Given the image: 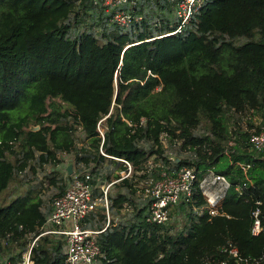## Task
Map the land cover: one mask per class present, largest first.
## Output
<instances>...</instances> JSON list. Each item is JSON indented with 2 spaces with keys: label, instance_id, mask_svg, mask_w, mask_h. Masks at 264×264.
<instances>
[{
  "label": "trees",
  "instance_id": "trees-1",
  "mask_svg": "<svg viewBox=\"0 0 264 264\" xmlns=\"http://www.w3.org/2000/svg\"><path fill=\"white\" fill-rule=\"evenodd\" d=\"M177 1L124 3L119 8L140 17L125 27L110 20L115 8L101 0H0V196L31 163L52 171L59 153L73 155L78 174L113 163L108 179L121 177L124 159L131 172L114 185L123 192L108 194V211L133 204L135 216L98 234L100 264H219L227 242L248 264H260L264 222L258 235L251 226L255 207L264 214V151L248 137L264 126V0H199L173 32ZM253 112L259 125L243 126ZM163 138L179 143L177 161ZM153 155L164 165L152 181L181 166L225 176L230 188L219 213L209 214L195 189L169 209L167 223L146 222L147 183L138 189L131 177H148ZM66 175L52 178L55 196ZM140 190L146 203L137 207ZM181 210L187 216L176 228L172 218ZM46 218L29 191L0 203V254L19 255L34 241L33 264H63L65 238L43 234ZM105 219L103 207L90 223L102 229Z\"/></svg>",
  "mask_w": 264,
  "mask_h": 264
},
{
  "label": "built area",
  "instance_id": "built-area-1",
  "mask_svg": "<svg viewBox=\"0 0 264 264\" xmlns=\"http://www.w3.org/2000/svg\"><path fill=\"white\" fill-rule=\"evenodd\" d=\"M103 6L115 8L111 21L120 26L127 27L132 21L139 20L130 11L119 8L124 3H134V0H101ZM96 2V1H95ZM199 0H178L176 4V17L179 24L175 30L180 31L182 26L188 23L191 15L196 10ZM97 129L103 138V131L99 123ZM231 143V142H230ZM249 145L256 151H264V126L258 131H252L248 137ZM100 152L106 155L100 148ZM127 169L121 173V177L130 175L131 164L121 159ZM71 179L64 191L53 197L51 210L46 218L48 224L43 234L63 235L65 238L63 264H99L102 255L97 237L105 229H93L86 227L83 223L89 212L96 210L97 205L102 204L106 218H109L108 191L113 182L101 184V195L97 198L92 196V175L85 171L81 174H70ZM119 178V179H120ZM230 188L229 180L216 173L212 168L197 171L192 167L181 166L174 173L162 170L160 178L150 180L142 187L143 195L147 198V211L145 221L148 223H167L169 220V209L182 199H189L194 190L197 189L205 199L208 213L217 214L218 207ZM201 211V210H200ZM253 223L252 235H258L262 230L264 214L260 207L252 210ZM34 242V241H33ZM29 244L21 254L15 252L0 254V264H33L31 259V247ZM227 257L219 264H248L249 258L242 256L238 248L230 242L221 247ZM260 264H264V257L260 258Z\"/></svg>",
  "mask_w": 264,
  "mask_h": 264
},
{
  "label": "rangeland",
  "instance_id": "rangeland-1",
  "mask_svg": "<svg viewBox=\"0 0 264 264\" xmlns=\"http://www.w3.org/2000/svg\"><path fill=\"white\" fill-rule=\"evenodd\" d=\"M108 29H112L113 26L110 24L107 25ZM100 38V37H99ZM103 39H101L102 41ZM58 101V99H57ZM59 105L61 104L60 102L58 103ZM58 105V106H59ZM66 106V105H65ZM62 107V106H61ZM60 107V108H61ZM243 126H247L248 123L251 125H259L260 122V114L253 112L249 120H246V118H243ZM78 129V128H77ZM80 138H82V134L80 129H78L75 132V140L79 143ZM163 145L165 147L166 152L170 155V159L177 161V157L182 156L183 152H178V146L179 143H168V141L163 138ZM181 153V154H180ZM63 154V153H61ZM179 154V156H177ZM10 158H14L12 155H9ZM35 164V165H33ZM33 165V168L31 169L30 167H27L25 172L21 174L20 176L17 175L14 181H12L9 184V187L1 193L0 196V203L7 202L9 199L13 198L17 194H24L25 192L29 191L31 195L37 196L38 198L41 199L42 201V209L46 210L47 207L50 206L51 200L53 196L56 195L58 189L57 186L59 185V182L54 184L52 182V178L55 179V181L61 179V176L63 177V180H68V176L66 175L67 173L62 170L60 172H55V171H49V166L48 168H43L37 165L36 163H31ZM164 165V162L161 158V155H153L151 156L148 161L146 162V168H148V174L149 176L146 178H141V177H136L137 182L140 181V185L138 186V189L142 187L145 183L150 181L151 179L155 178L157 176L158 168L160 166ZM35 166V170H34ZM80 170H78L79 172ZM70 175V174H68ZM134 201L136 203L137 207H140L146 203V198L142 195L141 190L137 191L136 195L134 196ZM134 205L133 204H125L120 210V214H118V220H116L117 225L120 224H128L131 222L133 217L135 216V211L133 210ZM102 209V208H101ZM100 211V209H99ZM100 213V212H99ZM111 217H113V214H111ZM99 215H97L98 217ZM186 212L184 211H179L178 215L173 216V220L175 219V223L177 224L176 228H181L182 225L184 224V221L186 219ZM91 217V216H90ZM172 220V222H173ZM90 221V220H89ZM99 264H100V259H99Z\"/></svg>",
  "mask_w": 264,
  "mask_h": 264
},
{
  "label": "crops",
  "instance_id": "crops-1",
  "mask_svg": "<svg viewBox=\"0 0 264 264\" xmlns=\"http://www.w3.org/2000/svg\"><path fill=\"white\" fill-rule=\"evenodd\" d=\"M78 146L81 145V143H77ZM59 157L61 158V162L59 163V165L56 166V168H52L51 170L52 171H55V172H60L62 170H65V166L69 163H72V168H73V172H75V166L73 165V155L72 154H67V153H59ZM114 164L111 163L109 161H104L102 164L100 165H91L83 170H80L79 174H81L82 172H85V171H88L90 172V174L92 175V196L97 198L101 195V189H100V185L101 184H107L109 182H113L111 185H110V188H109V191H108V194L110 196H115L116 195V192L119 190L116 188V186L114 187L115 183L120 180L119 178L118 179H113V177H110L109 179L106 177L105 175V172L107 169L109 170H115V172H117V167L113 166ZM62 169V170H61ZM127 169V168H126ZM126 169H123V170H119L118 173L121 175L122 172H124ZM93 171V172H92ZM112 178V179H111ZM132 178V182H134V185H137L139 186L140 185V181L137 182V178L136 177H131ZM130 178V179H131ZM125 188H120L119 191H124ZM52 201V200H51ZM126 204V203H125ZM124 204V205H125ZM123 205V206H124ZM102 208V209H101ZM100 209V211H99ZM43 210V209H42ZM50 210H51V203H50V206L47 207L46 210H43V212L45 213L46 217L49 215L50 213ZM121 211V210H120ZM120 211H116V209L113 207V209H111V214H113V217H111L110 215V212H109V218H106L105 219V225L104 227H106L107 225H109V222H110V225L116 223V220H118V214H120ZM103 213V207H102V204H99L97 205L96 207V210H93L91 212L88 213V215L86 216V221L84 224H86L85 226L86 227H89V228H93V229H96L95 226H92L90 222L94 221L95 219H97V215H99L100 213ZM105 213V212H104ZM91 216V217H90ZM116 219V220H115ZM90 220V221H89ZM103 227V228H104Z\"/></svg>",
  "mask_w": 264,
  "mask_h": 264
},
{
  "label": "water",
  "instance_id": "water-1",
  "mask_svg": "<svg viewBox=\"0 0 264 264\" xmlns=\"http://www.w3.org/2000/svg\"><path fill=\"white\" fill-rule=\"evenodd\" d=\"M38 127L37 126H34V129H37ZM178 160V158H177ZM65 170L67 172V174H72L73 172V168H72V163H69L65 166Z\"/></svg>",
  "mask_w": 264,
  "mask_h": 264
}]
</instances>
